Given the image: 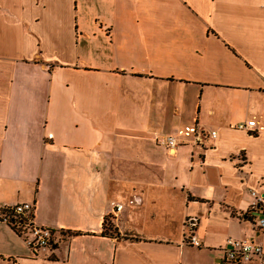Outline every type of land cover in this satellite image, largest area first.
<instances>
[{
	"label": "crops",
	"instance_id": "obj_1",
	"mask_svg": "<svg viewBox=\"0 0 264 264\" xmlns=\"http://www.w3.org/2000/svg\"><path fill=\"white\" fill-rule=\"evenodd\" d=\"M252 119L261 131L237 129ZM194 125L216 136L194 147ZM170 134L172 155L156 142ZM252 193L264 0H0V206L33 203L65 235L34 258L0 220V264H216L228 240L264 253Z\"/></svg>",
	"mask_w": 264,
	"mask_h": 264
},
{
	"label": "built area",
	"instance_id": "obj_2",
	"mask_svg": "<svg viewBox=\"0 0 264 264\" xmlns=\"http://www.w3.org/2000/svg\"><path fill=\"white\" fill-rule=\"evenodd\" d=\"M240 131H249L257 133L263 129V126H258L255 120H249L237 125ZM185 137L190 138V143L194 147L202 148L203 141L208 137L214 138L215 131L205 134L198 130L197 126L185 128L182 132ZM156 142L163 146L169 155L174 153L177 146L184 143L177 134H170L156 138ZM188 142V139H187ZM254 198L253 208L254 215L253 226L258 231L264 232V196L251 194ZM116 211H119L122 206L114 205ZM35 205L33 203H18L11 206H0V220L6 223L10 228L16 230L20 235L29 250L32 257H38L42 252L53 253L59 245V241L65 237L55 229L46 226H39L34 222ZM186 225L191 232L196 226L195 219H189ZM187 244L193 248H199L200 243L190 236ZM227 246L222 251V257L216 264H251L254 259H257L260 264H264V253L259 244L251 241L228 240Z\"/></svg>",
	"mask_w": 264,
	"mask_h": 264
},
{
	"label": "trees",
	"instance_id": "obj_3",
	"mask_svg": "<svg viewBox=\"0 0 264 264\" xmlns=\"http://www.w3.org/2000/svg\"><path fill=\"white\" fill-rule=\"evenodd\" d=\"M12 229V228H11ZM13 230V229H12ZM16 232V230H14ZM17 233V232H16ZM18 234V233H17ZM103 234L108 235L110 237L118 236L117 230L112 228V226L109 225L107 220L105 219L103 222Z\"/></svg>",
	"mask_w": 264,
	"mask_h": 264
},
{
	"label": "water",
	"instance_id": "obj_4",
	"mask_svg": "<svg viewBox=\"0 0 264 264\" xmlns=\"http://www.w3.org/2000/svg\"><path fill=\"white\" fill-rule=\"evenodd\" d=\"M254 215H257L256 213H254Z\"/></svg>",
	"mask_w": 264,
	"mask_h": 264
}]
</instances>
